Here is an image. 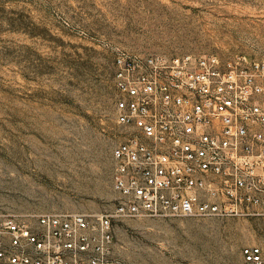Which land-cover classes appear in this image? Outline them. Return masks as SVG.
Masks as SVG:
<instances>
[{"label":"rangeland","instance_id":"obj_1","mask_svg":"<svg viewBox=\"0 0 264 264\" xmlns=\"http://www.w3.org/2000/svg\"><path fill=\"white\" fill-rule=\"evenodd\" d=\"M264 58V0H0V214L115 205L114 55ZM120 264H241L264 214L120 216Z\"/></svg>","mask_w":264,"mask_h":264},{"label":"built area","instance_id":"obj_2","mask_svg":"<svg viewBox=\"0 0 264 264\" xmlns=\"http://www.w3.org/2000/svg\"><path fill=\"white\" fill-rule=\"evenodd\" d=\"M110 210L0 214V264H120V216L264 214V58L118 50ZM264 264V241L241 248Z\"/></svg>","mask_w":264,"mask_h":264}]
</instances>
